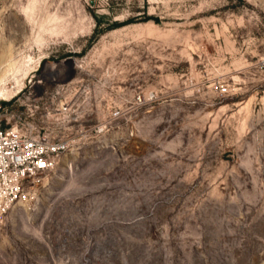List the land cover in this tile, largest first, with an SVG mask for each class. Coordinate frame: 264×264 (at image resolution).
Listing matches in <instances>:
<instances>
[{
  "label": "rangeland",
  "instance_id": "rangeland-1",
  "mask_svg": "<svg viewBox=\"0 0 264 264\" xmlns=\"http://www.w3.org/2000/svg\"><path fill=\"white\" fill-rule=\"evenodd\" d=\"M4 86L73 142L0 264H264V0H0Z\"/></svg>",
  "mask_w": 264,
  "mask_h": 264
},
{
  "label": "built area",
  "instance_id": "built-area-1",
  "mask_svg": "<svg viewBox=\"0 0 264 264\" xmlns=\"http://www.w3.org/2000/svg\"><path fill=\"white\" fill-rule=\"evenodd\" d=\"M57 81V78H52ZM74 79L59 82L58 90L72 88ZM145 96L137 94L134 104L141 105ZM58 111L71 115V104L63 102ZM121 114L119 107L111 111ZM30 114L0 100V219L22 199L34 184L42 182L58 164L62 153L70 149L72 139L62 129L65 121L40 124Z\"/></svg>",
  "mask_w": 264,
  "mask_h": 264
},
{
  "label": "bare ground",
  "instance_id": "bare-ground-1",
  "mask_svg": "<svg viewBox=\"0 0 264 264\" xmlns=\"http://www.w3.org/2000/svg\"><path fill=\"white\" fill-rule=\"evenodd\" d=\"M69 63V61H64V62H59V63H51L49 65H47L48 67H50V69H48L45 73V75H48V76H52V75H55V76H60L61 74L59 73L60 70L62 67H65V65H67ZM55 69V70H54ZM0 92H1V95L3 97H5L6 95V92H8L6 86L0 88Z\"/></svg>",
  "mask_w": 264,
  "mask_h": 264
},
{
  "label": "water",
  "instance_id": "water-1",
  "mask_svg": "<svg viewBox=\"0 0 264 264\" xmlns=\"http://www.w3.org/2000/svg\"><path fill=\"white\" fill-rule=\"evenodd\" d=\"M64 61L73 62V58H72V57H68V58H66Z\"/></svg>",
  "mask_w": 264,
  "mask_h": 264
}]
</instances>
